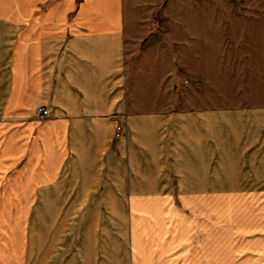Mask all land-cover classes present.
Listing matches in <instances>:
<instances>
[{
	"label": "crops",
	"instance_id": "0c3cea01",
	"mask_svg": "<svg viewBox=\"0 0 264 264\" xmlns=\"http://www.w3.org/2000/svg\"><path fill=\"white\" fill-rule=\"evenodd\" d=\"M163 7L0 0V264H264V223L250 220L264 202L240 192L264 187L206 177L213 144L227 158L229 112L191 79L186 108L164 102L163 74L141 61L181 45L155 34ZM200 36L186 45L210 47ZM251 135L242 158L258 163L264 133Z\"/></svg>",
	"mask_w": 264,
	"mask_h": 264
},
{
	"label": "rangeland",
	"instance_id": "374dc122",
	"mask_svg": "<svg viewBox=\"0 0 264 264\" xmlns=\"http://www.w3.org/2000/svg\"><path fill=\"white\" fill-rule=\"evenodd\" d=\"M161 12L156 22L163 29L155 32L157 38L178 37L181 45L149 48L155 54L141 61L147 66L156 65V73L163 74L164 78L157 82L164 85V102H177L181 108H186L190 100L188 79H191L196 86L205 83L206 88L210 87L206 100L213 109L229 112L227 127L221 129L222 137L227 140L226 152L222 155L227 158H219V148L213 144L210 174L206 177L216 187L263 188L264 160L257 163L242 155L250 150L243 141L252 136V131L264 133V93L260 92L264 80V0H164ZM177 22L180 29L171 30L170 25ZM203 23L206 27L210 25V35L207 31L194 30L203 27ZM195 34H200L201 39L208 37L211 46L186 45V40ZM204 70L209 78L208 81L206 77V82L201 78ZM171 71L173 79L169 78ZM254 111L259 112L258 127L252 126L250 117H244L245 112ZM240 192L256 194L264 202V190ZM259 208L264 209V206ZM254 209L258 213L250 220L264 223V210L260 211L256 205ZM23 247L26 251V242Z\"/></svg>",
	"mask_w": 264,
	"mask_h": 264
},
{
	"label": "built area",
	"instance_id": "2783aa9c",
	"mask_svg": "<svg viewBox=\"0 0 264 264\" xmlns=\"http://www.w3.org/2000/svg\"><path fill=\"white\" fill-rule=\"evenodd\" d=\"M36 114H37V117L39 119H45L49 116V110L48 109H45V108H39L37 111H36ZM121 128H119L118 132H117V135H121L122 132H121Z\"/></svg>",
	"mask_w": 264,
	"mask_h": 264
}]
</instances>
